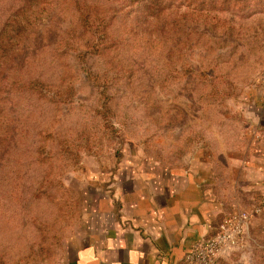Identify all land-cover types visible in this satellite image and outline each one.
Segmentation results:
<instances>
[{"label": "rangeland", "instance_id": "374dc122", "mask_svg": "<svg viewBox=\"0 0 264 264\" xmlns=\"http://www.w3.org/2000/svg\"><path fill=\"white\" fill-rule=\"evenodd\" d=\"M74 1L0 0V264L60 262L84 156L229 143L264 73V0H76L104 16L93 41ZM249 241L233 264H264Z\"/></svg>", "mask_w": 264, "mask_h": 264}, {"label": "crops", "instance_id": "0c3cea01", "mask_svg": "<svg viewBox=\"0 0 264 264\" xmlns=\"http://www.w3.org/2000/svg\"><path fill=\"white\" fill-rule=\"evenodd\" d=\"M236 103L229 143L209 146L206 137L176 143L162 157L129 141L115 152L84 156L75 176L80 214L58 264H187L192 244L212 234L226 213L257 203L264 195L258 81ZM245 239L264 244V211L252 216ZM238 250L215 264H233Z\"/></svg>", "mask_w": 264, "mask_h": 264}, {"label": "built area", "instance_id": "2783aa9c", "mask_svg": "<svg viewBox=\"0 0 264 264\" xmlns=\"http://www.w3.org/2000/svg\"><path fill=\"white\" fill-rule=\"evenodd\" d=\"M263 91L264 73L257 80ZM264 211V195L248 209H234L220 220L216 230L208 237L192 244L185 255L187 264H215V260L239 249L245 240L248 224L253 215Z\"/></svg>", "mask_w": 264, "mask_h": 264}, {"label": "trees", "instance_id": "16d2710c", "mask_svg": "<svg viewBox=\"0 0 264 264\" xmlns=\"http://www.w3.org/2000/svg\"><path fill=\"white\" fill-rule=\"evenodd\" d=\"M74 2H75L74 3L75 8L77 10H80V18L83 21L82 26H84L86 28V30L89 31L91 41H93L97 35L101 36V39H102L103 38L102 35L105 33V28L103 27L104 22H105L104 16L101 14L98 16H95L93 13L90 12L89 6L86 3L80 4L76 0ZM92 21L96 22V23L94 25H92ZM93 43L94 42H92V44ZM92 44L89 46L91 49H95V48H98V50L101 49L100 46H98V45H100V43H96V45H93V46H92ZM180 66H181L182 70L186 69L184 67V65H180ZM42 85L43 84L41 82L32 80L27 84V87H31L32 89H36L38 86H42ZM56 91H59V90H56ZM52 94H53V98L55 100L59 101V98L61 97V95L56 93V92H53ZM214 95H216V94H214ZM229 95H231V92ZM104 96H105L104 101H106L107 96L106 95H104ZM218 96H219V98H223V94L218 95ZM104 101H103V103H104ZM108 110H109V108L107 107V105L105 103L103 109H101L99 112L104 117V116H106V113H104V111H108ZM70 194H71V192H70Z\"/></svg>", "mask_w": 264, "mask_h": 264}]
</instances>
